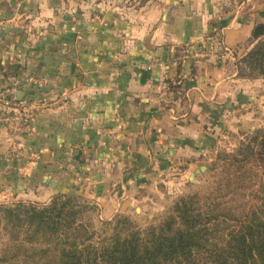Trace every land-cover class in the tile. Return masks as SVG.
<instances>
[{
  "label": "crops",
  "instance_id": "obj_1",
  "mask_svg": "<svg viewBox=\"0 0 264 264\" xmlns=\"http://www.w3.org/2000/svg\"><path fill=\"white\" fill-rule=\"evenodd\" d=\"M228 3L0 0V92L44 104L22 140L38 160L10 158L0 126V204L79 195L108 221L158 206L150 194L178 163L257 129L264 80L239 78L237 63L264 0ZM192 45L208 58H188ZM236 108L250 109L241 123Z\"/></svg>",
  "mask_w": 264,
  "mask_h": 264
},
{
  "label": "trees",
  "instance_id": "obj_2",
  "mask_svg": "<svg viewBox=\"0 0 264 264\" xmlns=\"http://www.w3.org/2000/svg\"><path fill=\"white\" fill-rule=\"evenodd\" d=\"M248 43L239 77L263 79L264 17L256 16ZM0 235V264H264V128L219 153L201 190L158 223L102 221L94 201L59 193L48 204L1 205Z\"/></svg>",
  "mask_w": 264,
  "mask_h": 264
},
{
  "label": "rangeland",
  "instance_id": "obj_3",
  "mask_svg": "<svg viewBox=\"0 0 264 264\" xmlns=\"http://www.w3.org/2000/svg\"><path fill=\"white\" fill-rule=\"evenodd\" d=\"M134 1L136 2V4L143 2V0H134ZM228 1L229 3L226 4V8L235 9V7L241 4L240 0H228ZM243 80L257 81V80H264V78L255 79V80H248V79H243ZM249 110L246 112L249 113ZM246 112L245 109L236 108L233 111V113H235L233 115L237 118L240 117L238 120H240L239 123H241L248 116V115L245 116ZM254 126L257 127V129L264 128V116L260 119L258 124H253L250 127H254ZM250 132L252 131L231 132L229 134L230 138H227L226 140V144H223L221 142L216 143L214 152L210 156L205 157L203 160H200V162H193V163L188 162L187 164H183V165L181 163H178L177 166H181L180 167L181 169L175 170L173 173V174H178L177 178L176 176H172L167 182L162 183L160 185L159 192L161 196L158 197L157 194L149 193L151 195L152 203H157L158 206H154L150 203L147 207L145 206L141 207L142 209H137V210H133L130 213L118 214V215H126L132 218V220L136 221L137 225H139L142 228L150 224L158 223L162 218L166 216L169 208L174 204V202L178 201L179 199H181L182 197L188 194L201 190V186H203L204 174L208 172V168L213 164L215 158L219 153L229 152L234 150L238 146V142L244 138L245 134H248ZM168 182L170 183V185H167ZM19 202L48 204V201H30L23 198H17L16 200H11L10 202L8 201L7 203H1L0 206L11 205L13 203H19ZM99 219H101L102 221H106L105 219H102L100 217V209H99ZM1 238L2 237L0 235V242L2 240ZM1 248L2 247L0 245V256L2 255Z\"/></svg>",
  "mask_w": 264,
  "mask_h": 264
},
{
  "label": "built area",
  "instance_id": "obj_4",
  "mask_svg": "<svg viewBox=\"0 0 264 264\" xmlns=\"http://www.w3.org/2000/svg\"><path fill=\"white\" fill-rule=\"evenodd\" d=\"M188 58H208L206 49L192 45ZM44 104L37 98L17 101L16 94L11 92L0 93V126L4 127L12 140L10 158L12 159H39L38 155L30 154L21 146V140L33 131L37 116L43 110Z\"/></svg>",
  "mask_w": 264,
  "mask_h": 264
},
{
  "label": "water",
  "instance_id": "obj_5",
  "mask_svg": "<svg viewBox=\"0 0 264 264\" xmlns=\"http://www.w3.org/2000/svg\"><path fill=\"white\" fill-rule=\"evenodd\" d=\"M16 98H17V101H22L23 98H24V94L22 92H19L17 95H16Z\"/></svg>",
  "mask_w": 264,
  "mask_h": 264
}]
</instances>
